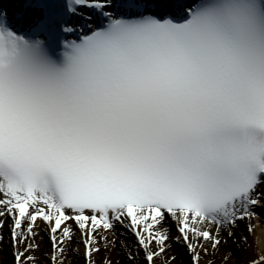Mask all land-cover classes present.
Returning <instances> with one entry per match:
<instances>
[{"label":"snow or ice","instance_id":"snow-or-ice-1","mask_svg":"<svg viewBox=\"0 0 264 264\" xmlns=\"http://www.w3.org/2000/svg\"><path fill=\"white\" fill-rule=\"evenodd\" d=\"M260 209L264 0L0 3L14 264H37L41 231L49 264H201L206 244L264 264V244L226 248L247 254Z\"/></svg>","mask_w":264,"mask_h":264},{"label":"rangeland","instance_id":"rangeland-1","mask_svg":"<svg viewBox=\"0 0 264 264\" xmlns=\"http://www.w3.org/2000/svg\"><path fill=\"white\" fill-rule=\"evenodd\" d=\"M260 213L258 219H253L251 221L252 225L255 227L258 225V222L260 223V226L264 227V209L258 210ZM248 223V221H245V225ZM240 232H245V226L241 225L240 229L238 230ZM0 235H3L5 238L3 242H0V264H14V251L9 243V232L7 229H0ZM36 243L40 245L39 250L35 251L34 253H31L36 258L37 264H49V253H50V244L48 242V237L45 235L43 231L40 232V235L37 237ZM206 246L209 248V253L205 255L203 252L201 253V264H235L236 262H239L235 256L229 257L227 260L224 259L225 255L227 254L226 250L224 248L220 249L219 251L213 253L210 245ZM248 252L247 254L241 250L240 246L238 244L232 243V241L228 242V245L226 248L240 257H242V254H251L253 252L252 248V242H251V236H248V243L246 245ZM180 253L183 254V258L179 259L177 261V264H189V259L185 250L183 248L178 249ZM172 253H169L171 255ZM108 256L107 253L104 251H101L98 259L99 261H102L104 258ZM110 258L113 261V264H115L116 260L119 259V256L113 252L110 256ZM24 259V258H22ZM71 256L69 257V260H71ZM65 264H68V261L65 262ZM73 264H76L75 261H73Z\"/></svg>","mask_w":264,"mask_h":264},{"label":"bare ground","instance_id":"bare-ground-1","mask_svg":"<svg viewBox=\"0 0 264 264\" xmlns=\"http://www.w3.org/2000/svg\"><path fill=\"white\" fill-rule=\"evenodd\" d=\"M12 5L7 6L5 3L4 6L10 8ZM251 242H252L253 252L257 250L258 245L264 244V227L260 226L259 222H258V225L254 227V235L251 236ZM257 254H264V252H257ZM242 258L244 261H246L248 259V255L243 253ZM235 264H242V262L239 261V262H236Z\"/></svg>","mask_w":264,"mask_h":264}]
</instances>
